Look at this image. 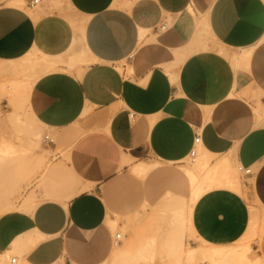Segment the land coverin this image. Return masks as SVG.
Masks as SVG:
<instances>
[{
    "label": "crops",
    "instance_id": "1",
    "mask_svg": "<svg viewBox=\"0 0 264 264\" xmlns=\"http://www.w3.org/2000/svg\"><path fill=\"white\" fill-rule=\"evenodd\" d=\"M30 1L0 0V63L45 69L27 109L60 151L0 214V264H104L109 220L190 198L197 136L196 157L255 173L203 193L191 232L213 248L250 239L245 264H264V0H64L82 21Z\"/></svg>",
    "mask_w": 264,
    "mask_h": 264
},
{
    "label": "rangeland",
    "instance_id": "2",
    "mask_svg": "<svg viewBox=\"0 0 264 264\" xmlns=\"http://www.w3.org/2000/svg\"><path fill=\"white\" fill-rule=\"evenodd\" d=\"M46 1L50 2L52 9L61 11L70 21H82L69 12L64 0H43L44 3ZM36 9L39 7L33 10ZM241 54L231 56V61L233 57L239 60ZM8 68V65L0 63V214L15 208L14 204L9 202V198H13L14 201L21 199L23 190L37 176L40 179L44 176L53 164L55 153L60 151L57 149L51 152V147L42 143L43 136L50 135L55 139V134L39 127L30 119L27 112L22 82L28 75L33 74H28V69L12 73ZM119 68L122 69V66ZM259 113L264 117V109ZM28 133L34 134L32 148L24 142L25 148V145H21L23 142L19 141L22 136L21 140L27 138ZM9 143L15 149V155H9V150L3 151ZM216 163L215 158L197 155L194 163L187 159L181 164V168L188 175L190 169L201 165L198 179L202 182ZM231 168L238 181L235 180V183L230 185L221 176L216 175L207 184L209 187L207 191L220 186L239 192L240 187L243 188L252 182L244 179L236 171V164ZM252 172L255 173V169L252 168ZM21 182H26L25 188L18 184ZM11 183L13 185H9ZM244 190L247 188L244 187ZM189 201L190 198L188 200L163 198L157 207H145L139 213L125 219L109 220L115 225L111 226L107 222L112 236L120 234L121 238L104 264H245L244 258L250 239L231 247H218L221 252L223 249L220 255L214 252L213 246L209 247L195 239L190 229L191 211L187 207ZM34 205L32 198L27 197L20 208L32 209ZM250 211L253 214L250 227H253L257 210L251 205Z\"/></svg>",
    "mask_w": 264,
    "mask_h": 264
},
{
    "label": "bare ground",
    "instance_id": "3",
    "mask_svg": "<svg viewBox=\"0 0 264 264\" xmlns=\"http://www.w3.org/2000/svg\"><path fill=\"white\" fill-rule=\"evenodd\" d=\"M10 5V4H9ZM28 57H31V56H28ZM34 57V56H33ZM30 59V58H29ZM45 60V59H43ZM24 61V60H23ZM5 65H8L9 68L8 70H11L9 72H12V71H23V65H22V61L19 60V61H15V62H9V63H3ZM24 64V63H23ZM46 64V61L45 63ZM43 65V64H42ZM47 66V65H46ZM3 68V67H2ZM25 68V67H24ZM30 68V67H28ZM46 68V67H45ZM4 69V68H3ZM34 69V68H33ZM40 68H38L37 70L35 69L33 72H37L39 70V72L42 74V72L44 71L45 72V69L42 71L40 70ZM48 69V68H47ZM46 69V70H47ZM31 70V68H30ZM29 69V73L31 72ZM25 71V70H24ZM42 71V72H41ZM7 72V71H6ZM35 74L32 73L33 75H28L27 79L24 80L22 83V90H23V95H24V100H25V103H28V94L30 92V88L33 84V82L35 81V79L38 77V74ZM2 73V72H1ZM5 73V71H4ZM13 73V72H12ZM28 73V74H29ZM39 73V75H41ZM3 74V73H2ZM28 106V105H27ZM28 110V109H27ZM28 114H29V117L30 119H32V121L34 123H36L38 125V123L33 119L32 115H30L29 111H27ZM41 126V125H40ZM27 132V131H26ZM24 134V133H23ZM25 135V134H24ZM27 138L25 137L24 139L21 140V137L20 138V142L23 144H21L22 146L25 145L24 142H26L30 148L34 147V134L33 133H28L26 134ZM37 140V139H36ZM26 145H25V148H26ZM9 150V155H15L16 154V151L15 149L12 147V145H7L5 146L4 150L3 151H8ZM25 151V150H24ZM205 155V154H204ZM207 155V154H206ZM228 160V159H227ZM200 169H201V165H198V166H194V169H190L188 171V176H189V180L191 182V186H192V192H191V196H190V201H189V204H188V210L191 211V208L193 207V203L204 193L208 190V183L211 181L212 178H214L216 175L218 176H221V178H223L224 180H226L230 185H233L235 183V172L234 170L230 167V165L228 164V161H226V159H223L219 162H217L215 165H214V168L208 172H210L209 174H207L203 181L200 182L199 181V177H200ZM210 170V169H209ZM142 174L143 171H140L139 174ZM203 173V172H202ZM202 175V174H201ZM214 180V179H213ZM217 180V179H215ZM238 181V180H236ZM217 182V181H215ZM215 186V185H214ZM227 186V185H226ZM220 187V186H219ZM229 187V186H228ZM235 187V186H234ZM216 188V187H215ZM230 188V187H229ZM110 225L112 226H115L113 222H110ZM214 252L218 255L221 251L220 248H213ZM222 252H223V249H222ZM221 252V254H222ZM220 255V254H219Z\"/></svg>",
    "mask_w": 264,
    "mask_h": 264
},
{
    "label": "built area",
    "instance_id": "4",
    "mask_svg": "<svg viewBox=\"0 0 264 264\" xmlns=\"http://www.w3.org/2000/svg\"><path fill=\"white\" fill-rule=\"evenodd\" d=\"M40 1L41 0H31L30 3L28 4V7L33 9L35 7H37L39 4H40ZM165 27L166 25L163 24L159 27V30L160 31H164L165 30ZM263 38H264V33H263ZM128 117L129 119L133 120L134 119V114L133 113H129L128 114ZM199 137L197 136L195 139H194V143H193V146L190 153H189V161L190 163H194L195 160H196V154H197V151H196V148L195 146L199 144ZM42 143L47 145V146H50V145H54V139L50 136V135H45L43 136L42 138ZM236 171L242 176V177H249L253 174L252 172V169L250 167H244L240 164H237L236 165ZM120 238H121V235L120 234H115L114 235V241H113V244L114 245H117L119 242H120ZM7 264H18V260L16 257L14 258H10L7 262Z\"/></svg>",
    "mask_w": 264,
    "mask_h": 264
}]
</instances>
